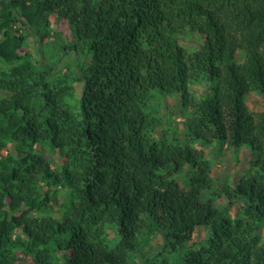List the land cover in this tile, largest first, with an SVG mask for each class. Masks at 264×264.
Instances as JSON below:
<instances>
[{
	"label": "trees",
	"instance_id": "16d2710c",
	"mask_svg": "<svg viewBox=\"0 0 264 264\" xmlns=\"http://www.w3.org/2000/svg\"><path fill=\"white\" fill-rule=\"evenodd\" d=\"M193 34L205 43L188 52ZM252 93L264 0H0V264H264ZM156 94L179 98L181 135L149 113ZM224 145L258 157L221 185L237 218L204 152Z\"/></svg>",
	"mask_w": 264,
	"mask_h": 264
},
{
	"label": "rangeland",
	"instance_id": "374dc122",
	"mask_svg": "<svg viewBox=\"0 0 264 264\" xmlns=\"http://www.w3.org/2000/svg\"><path fill=\"white\" fill-rule=\"evenodd\" d=\"M50 32L54 35L59 34L61 37V43L72 41V37L70 35V31L68 26L65 22L61 19L57 18L56 16L50 17ZM182 35L179 39L180 44L183 48H185L188 52L197 51L201 45L205 43L204 38L199 34L193 35ZM28 47L31 48V52L36 55V58L39 57L38 44L34 37L30 38L28 43ZM53 46V45H52ZM37 50V51H36ZM237 53H240L237 51ZM238 62H242L244 57L239 56ZM80 84H77V92L81 91ZM208 89V88H207ZM206 86H192L190 85V91L196 95H208L211 93V90H207ZM207 90V91H206ZM197 95V96H198ZM4 97L3 94H0V99ZM179 98L175 95L169 96H153L151 101L149 102V113L154 115L155 117L162 119L163 123L165 124V128L175 129L179 128V134L181 135L182 123L184 122V118L180 115V107L178 104ZM247 104L250 110L254 111L255 113L264 112V95L260 93H252L249 95L247 99ZM172 125V126H171ZM201 147V146H200ZM204 148V147H203ZM204 152L206 153L207 158L210 160L212 167L214 169L213 177L216 180V183L219 186L218 194L216 195V200L220 205H224L227 203L228 213L232 216V218H237L239 215V207L237 204L232 202V205L228 204L229 198L228 195L222 191L223 186H232L238 184L240 181L241 176H243L246 172L252 170L254 162L256 158V154L251 152L250 149L246 146L240 147L237 150H233L228 148L226 145L223 148H204ZM60 162V161H59ZM59 164V163H58ZM59 166V165H57ZM223 185V186H221ZM59 207L54 206V211H56ZM57 213V211L55 212ZM260 234L264 239V227L261 229ZM114 232L109 231V238L110 240L114 239ZM206 237L204 232H200L198 241L202 240V238ZM148 251V250H147ZM145 251L144 253H147ZM149 254V253H148ZM140 261L139 259H137Z\"/></svg>",
	"mask_w": 264,
	"mask_h": 264
}]
</instances>
